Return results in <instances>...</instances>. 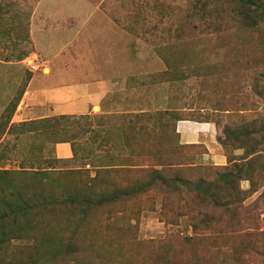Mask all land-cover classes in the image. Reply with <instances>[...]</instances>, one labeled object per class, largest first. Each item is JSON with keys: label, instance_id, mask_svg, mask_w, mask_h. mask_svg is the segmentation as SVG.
<instances>
[{"label": "rangeland", "instance_id": "rangeland-1", "mask_svg": "<svg viewBox=\"0 0 264 264\" xmlns=\"http://www.w3.org/2000/svg\"><path fill=\"white\" fill-rule=\"evenodd\" d=\"M39 1L0 0V171H33L30 179H38L39 189H83L97 201L111 200V193L133 180H150L154 169L171 183L192 184L156 185L135 201L97 210L80 245V264H264V27L241 28L223 14L218 33L212 23L193 30L188 23L194 0H162L173 12L149 33L152 38L136 12L143 3L92 0L114 26L113 35L120 34L112 37L108 60L118 62L120 76L145 85L116 92L105 110L81 121L89 126L72 137L77 156L61 161L49 126H20L32 122L22 117V100L40 63L30 36ZM155 17L149 18L151 27L160 14ZM179 26L182 40L176 38ZM24 50L23 60L5 61ZM185 120L213 125L224 164L204 144L181 142L176 125ZM133 126L140 131L135 144ZM248 161L256 172L252 180L242 178L246 195L230 207L194 190L193 183L215 184L226 168ZM218 194L228 200L239 191L225 185Z\"/></svg>", "mask_w": 264, "mask_h": 264}, {"label": "trees", "instance_id": "trees-1", "mask_svg": "<svg viewBox=\"0 0 264 264\" xmlns=\"http://www.w3.org/2000/svg\"><path fill=\"white\" fill-rule=\"evenodd\" d=\"M138 2L143 5H137L136 12L141 16L143 24L148 23L144 25L143 33L152 37L154 34L149 35V33L156 32V27L164 24L167 11L173 12V9L171 10L162 0H138ZM142 12H149L148 18L142 15ZM190 12L188 25L193 26V30L197 28L196 24L212 23L210 26H214V31L218 33L221 24L218 18L223 14L228 15L231 22L241 28L259 30L264 27V0H194ZM156 13L160 14V19L155 26L151 27L150 19H155ZM132 24H136L135 20H132ZM128 30L134 32L133 28H128ZM178 32L176 38L182 40L184 37L182 26L178 27ZM27 53L26 50L20 51L19 54H13L12 58L5 57V61L15 58L21 61L27 57ZM89 118L90 116H59L22 123L20 126L32 127L39 123L45 124L46 127L49 126L54 138L57 139L55 143H69L72 147L73 158H76L77 149L72 137H77L81 131L82 133L88 131L83 128L89 124L87 122L83 124L81 121ZM76 130L80 131L76 132ZM130 134L134 135L135 144L140 131L133 126ZM146 136L152 139L150 132ZM242 136L247 137L248 132L246 131ZM219 141L225 145L224 139L219 138ZM32 172L0 171V264H61L67 259H72L70 264H80L79 256L82 252L80 245L84 239L85 230L94 215H97V210L105 206V208L116 206L121 201H135L156 185L164 184L172 188L176 185L192 187L191 183L182 179H174L171 183L163 175L161 169H154L150 171L152 175L150 180L141 182L133 180L130 186L116 189L111 193L109 197L111 200L97 201L88 199L83 189L63 187L61 192L56 193L48 184L39 189L38 179H30L34 178V175H30ZM255 172L256 166L250 161L234 165L226 168L215 184L206 186L202 181L193 183L194 190L203 191V195L211 196L217 200L215 205L221 208L230 207L232 202L235 204L236 199L246 195L240 189L242 178L252 180L251 175L254 176ZM36 173L45 178L49 177L47 173L35 172L33 174L37 175ZM225 185L229 186L232 192L238 190L239 195L230 194L228 200L220 197L218 190ZM218 200H220L219 203ZM61 236H66V243L63 242Z\"/></svg>", "mask_w": 264, "mask_h": 264}, {"label": "crops", "instance_id": "crops-1", "mask_svg": "<svg viewBox=\"0 0 264 264\" xmlns=\"http://www.w3.org/2000/svg\"><path fill=\"white\" fill-rule=\"evenodd\" d=\"M112 30L99 3L92 0L39 1L30 36L40 63L23 96L24 120L96 115L105 110L111 95L145 85L138 78L120 76L118 62L108 60L112 37L120 35L118 31L113 35ZM46 69L48 73H44ZM176 130L183 144L202 143L209 155L217 156L218 164L226 162L217 154L212 124L185 120L177 123ZM54 150L61 161L73 158L69 143H58Z\"/></svg>", "mask_w": 264, "mask_h": 264}]
</instances>
